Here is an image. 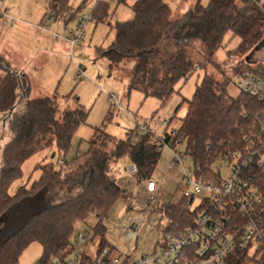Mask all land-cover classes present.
Segmentation results:
<instances>
[{
  "label": "trees",
  "instance_id": "16d2710c",
  "mask_svg": "<svg viewBox=\"0 0 264 264\" xmlns=\"http://www.w3.org/2000/svg\"><path fill=\"white\" fill-rule=\"evenodd\" d=\"M53 2L57 17L66 9L68 0ZM81 7L82 4L75 12ZM130 8L133 17L113 25V41L106 48H95V53L107 61L109 71L133 60L127 95L137 91L163 104L180 80L212 62L228 34L239 39L237 46L227 52V56L239 59L232 76L243 69L257 74L244 56L264 39V0H209L206 6L196 0L177 19L171 18L165 0H135ZM90 15L95 24L107 22L111 17L109 4L98 1ZM196 41L201 44L202 59L197 63L189 54ZM0 64L7 71L0 80V115L7 116L9 132V140L0 152V264H17L21 253L33 242L41 246L39 264H65L75 248V230L90 218L96 220L89 227L90 244L95 242L94 259L82 251L79 263L97 264L104 248L110 254L116 253L105 238L104 220L125 192L111 173L112 165L126 158L135 169L133 177L137 182L151 181L161 149L150 143V132L130 130L125 138L116 139L102 125L93 129L83 154L69 161L59 157L58 168L51 163L36 165L39 178L28 189L21 186L9 195L12 182L22 176V164L33 154L44 149H54L57 157L69 153L73 135L84 124L87 113L79 105L60 111L57 94L29 100L30 82L26 75L11 72L2 57ZM229 81L226 77L217 82L205 73L191 98L182 100L187 110L176 128L174 143L184 139L185 153L197 167V174L207 178L217 156L241 140L238 128L242 126L247 131L249 120L243 114L249 118L264 110L251 96H230ZM164 141H169L167 136ZM59 197L68 198L51 202ZM262 207L264 215V203ZM187 208L184 199L160 206L167 229L176 224L182 227L189 220Z\"/></svg>",
  "mask_w": 264,
  "mask_h": 264
},
{
  "label": "rangeland",
  "instance_id": "374dc122",
  "mask_svg": "<svg viewBox=\"0 0 264 264\" xmlns=\"http://www.w3.org/2000/svg\"><path fill=\"white\" fill-rule=\"evenodd\" d=\"M15 1L12 5L13 8L16 7L18 0ZM30 1L33 4L40 5L41 9H45L46 12L49 10L50 0ZM81 1L83 0H69L66 9L55 17L57 22H63L64 19L70 16ZM91 1H106L110 6L111 17L104 23L95 24L94 21L93 23H87L82 40L78 45L73 47L71 53L67 44L62 39L56 42L57 49L51 47L54 57L48 61L44 59L48 51L42 52L35 47L36 45L30 42L27 43L26 41L24 43L26 51L23 56H18L14 50L7 49L4 43H0V51L6 53V58L14 67H17V64L25 66L26 72L31 79L29 100L51 97L56 87L60 111L74 109L79 105L87 113L84 124L80 125L73 135L69 153L65 157L62 154L57 157V154H54V149H44L33 154L22 164V176L12 182L8 189L9 195H13L21 186L28 189L39 178L40 171L35 169L36 165L51 163L55 168H58L59 157L60 159L69 161L76 156V153L78 155L83 154L87 150L88 141L92 136L93 129L96 127L105 125V132L107 134L116 139H123L130 130H136V133L138 131L141 134L142 131L139 130L138 126L147 125L151 138L154 141H160L171 128H177L180 124V120L185 116L187 110V105L186 103H182V100H189L191 98L195 87L200 83L205 73L217 82H223L226 77H229L230 81L227 85L228 94L236 97L240 93L236 86V78L232 76V70L224 63L227 60V52L237 46L239 39L233 38L228 34L224 39L223 46L215 52L212 62L205 64L203 69H195L186 79L180 80L174 87V93L163 104L158 99L144 97L142 93L137 91H131L127 95L128 75L133 60L125 61L118 69L109 71L107 61L95 53V48H106L114 38L113 25L133 17L130 7L134 3V0H124L123 3H119L118 0ZM195 1L165 0V3L170 7L171 18L177 19ZM208 2L209 0H200L203 6H206ZM84 13L81 12L80 15L87 17L89 11ZM42 24H44L45 28L55 33L54 28L62 23ZM65 27L72 29L74 22L68 23ZM27 29L32 28L27 27ZM55 34H58L60 38L64 37V32L61 29ZM200 51L201 44L197 41L193 42L189 48V54L196 63L202 61ZM36 55L38 56L37 58ZM234 59L235 61L239 60L236 57ZM244 60L251 66V69L256 70L257 74H264V47L259 51H254L253 49L244 56ZM78 66L84 72V77L81 80L76 76ZM6 73L7 71L0 64V80ZM108 93L116 95L119 108H115L109 102L107 98ZM108 117H110L109 121H107ZM164 119L169 121L168 125L163 122ZM8 140L7 116L0 115V152ZM174 147L175 149L185 150V144ZM219 164L215 163V166ZM130 165L126 158L120 159L112 165L111 173L118 186L125 193L115 202L108 212L107 218L104 220V226L106 227L105 238L114 247L116 254L128 256L131 259H139L150 255L154 249L157 231L153 227L156 224L155 219L157 215L152 213L146 217L144 212L146 207L145 181L137 182L135 180L133 173L128 171ZM190 165H192V161L191 159H187L184 166L187 168ZM224 176H226V173L223 172L221 177ZM150 180L156 185L158 198L157 203L152 205L153 207H157L160 204H177L183 200L184 195L191 192V189L187 187L182 177L181 168H173L172 157L166 146L161 148L159 161ZM200 196L195 197L187 208L188 212L192 213L195 209L199 208L201 205ZM63 198L59 197L51 202H59L65 199ZM134 217L147 218L148 225H142L135 238L127 239L121 227ZM95 221L94 218H90L86 224L79 225L76 230L89 232V227L94 225ZM81 249L90 258H93L95 242L93 244L89 243L87 246L81 247ZM40 257L41 246L33 242L21 253L17 264H39Z\"/></svg>",
  "mask_w": 264,
  "mask_h": 264
},
{
  "label": "built area",
  "instance_id": "2783aa9c",
  "mask_svg": "<svg viewBox=\"0 0 264 264\" xmlns=\"http://www.w3.org/2000/svg\"><path fill=\"white\" fill-rule=\"evenodd\" d=\"M4 2L0 0V23L3 26L16 21L4 7ZM54 19L53 2L46 12V20L52 23ZM87 20L82 15L75 27L65 28V41L70 49L82 40ZM224 63L233 70L237 61L233 55H228ZM76 76L80 80L84 77L80 66L77 67ZM235 78L240 93L255 98L264 107V78L247 69H243ZM107 98L115 108H119L115 94L108 93ZM242 117L249 120L247 131L242 126L238 128L242 133L241 140L235 143L231 141L233 145L217 156L210 168V178L198 175L193 163L187 168L184 166L191 158L185 150L175 149L174 146L185 144L184 139L174 143L176 128H171L160 141L151 138L150 143L158 149L167 147L173 168H181L185 184L191 189L183 196L187 207L199 195L201 205L194 212H189L190 218L182 227L176 224L173 229H167L168 224L162 219L159 209L161 204L152 206L158 201L156 185L152 181L145 182V215H157L153 227L157 231V240L152 253L131 259L110 254L109 249L104 248L97 258V264H264V110L253 117L248 118L247 114ZM163 122L166 125L169 123L165 119ZM138 128L142 132H150L147 125ZM166 136L168 142L164 141ZM59 162L63 163V160ZM215 163L220 164L215 166ZM128 171L135 172L133 165L129 166ZM223 172L226 176L221 177ZM144 224L148 225L147 218L134 217L123 224L121 230L127 239H133ZM90 239V231L75 230V248L65 264H80L81 247L87 246ZM48 264L64 263L50 261Z\"/></svg>",
  "mask_w": 264,
  "mask_h": 264
},
{
  "label": "crops",
  "instance_id": "0c3cea01",
  "mask_svg": "<svg viewBox=\"0 0 264 264\" xmlns=\"http://www.w3.org/2000/svg\"><path fill=\"white\" fill-rule=\"evenodd\" d=\"M52 0L49 1L51 3ZM88 0H83L79 3V5L82 4V7L80 8L79 11L75 12L77 9V6L74 9V12L71 13L70 16H68L66 19L63 20V22H57L56 18L55 21L52 23H62L58 24L55 28L54 31L55 33L59 32V30H63L64 32V37L60 38L58 34H55L54 32H51L47 28L44 27V24L42 23H49L46 20V11L45 9L42 10L40 5L33 4L30 0H18L16 7L13 8V3L16 2L15 0H5L4 2V7L7 8L12 16L16 18V21L9 23L5 26H3L0 23V43H4L7 47V49L14 50L18 56H23L25 51H26V46H24V43L27 41V43H31L33 45H36L35 47L42 52H47V56H45V60H51L53 59L52 55V48L57 49V41L59 39H62V41H65V26L68 25V23H71L72 21L74 22V27L78 23V19L80 16L81 12H87L88 18L87 23L92 22L93 20L91 19V11L95 4L98 1H88ZM69 2V0H68ZM106 2V1H105ZM135 2V0H134ZM48 3V4H49ZM88 4V5H87ZM88 7H87V6ZM47 9V8H46ZM75 13V14H74ZM84 13V14H85ZM61 14V13H60ZM59 14V15H60ZM22 25V26H21ZM43 25V26H41ZM25 26L30 27L32 29H27ZM52 27V26H51ZM9 44V45H8ZM67 44V43H66ZM1 46V45H0ZM68 46V44H67ZM5 47V48H6ZM69 52L71 53L72 49L69 48ZM0 51V57L4 59L5 62H7L10 66V71L16 74H24L28 78L30 82V91H31V79L30 76L27 74L25 66L21 64H17V67H14V65L6 58V53ZM38 56L36 55V58ZM17 68V71H16ZM19 71V72H18ZM56 94V87L54 88L53 95Z\"/></svg>",
  "mask_w": 264,
  "mask_h": 264
},
{
  "label": "water",
  "instance_id": "95a60500",
  "mask_svg": "<svg viewBox=\"0 0 264 264\" xmlns=\"http://www.w3.org/2000/svg\"><path fill=\"white\" fill-rule=\"evenodd\" d=\"M264 47V39L262 41H260L255 47H254V51H259L261 48Z\"/></svg>",
  "mask_w": 264,
  "mask_h": 264
}]
</instances>
